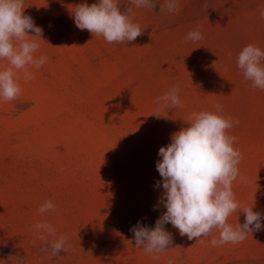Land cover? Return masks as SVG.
Masks as SVG:
<instances>
[{
	"label": "rangeland",
	"instance_id": "374dc122",
	"mask_svg": "<svg viewBox=\"0 0 264 264\" xmlns=\"http://www.w3.org/2000/svg\"><path fill=\"white\" fill-rule=\"evenodd\" d=\"M165 2L133 9L143 32L134 42L108 43L73 18L77 5L98 0H24L43 29L34 55L48 60L30 66L31 80L19 71L21 94L0 101V264H264V90L236 62L248 44L264 51V0H179L175 13L161 11ZM190 31L203 38L185 40ZM176 86L183 107L158 112L157 98ZM201 111L232 117L226 134L241 153L232 191L261 214L262 228L212 247L218 229L197 242L168 223L171 248L146 253L130 230L154 229L167 211L159 150ZM45 201L55 209L40 214ZM40 222L55 236L37 239ZM244 222L242 209L227 220ZM61 235L67 250L52 256Z\"/></svg>",
	"mask_w": 264,
	"mask_h": 264
},
{
	"label": "clouds",
	"instance_id": "9594fccd",
	"mask_svg": "<svg viewBox=\"0 0 264 264\" xmlns=\"http://www.w3.org/2000/svg\"><path fill=\"white\" fill-rule=\"evenodd\" d=\"M128 3L131 6L123 11L120 0H98L91 6L87 3L77 5L73 14L75 25L94 36L103 37L108 43L134 42L143 32L141 26L131 20L133 9L154 10L156 5L153 0H128ZM178 8L179 0H166L161 11L167 9L169 13H175ZM24 10V0H0V60L8 62L0 70V101L3 102L13 101L21 94L19 71L22 70L25 81L31 80L30 66L39 70L48 60L47 56L37 58L34 55L40 48L39 41H44L43 29L36 26ZM261 15L264 16V10ZM30 32L34 35H29ZM202 38L200 31H190L185 40L199 41ZM262 60L264 51L248 44L239 52L236 62L245 80L251 81L253 88L264 90ZM156 104L158 112L183 107L179 87H173L158 97ZM216 108L222 110L221 105ZM189 120L190 126L174 133L171 143L159 150L162 160L156 167L163 178L161 203L167 211L156 221L154 229L138 223L130 230L134 234L135 246L143 247L146 253L171 248L172 235L164 229L168 223L178 229L181 236L197 242L201 237L211 235L213 229H218L219 239L213 237L212 247L241 243L249 233L262 228L261 214L237 202L232 191L233 182L240 175L238 164L241 159V153L233 148L236 137L226 134V130L233 127L232 117L201 111L192 112ZM240 179L244 180L243 177ZM160 186L161 183L157 182V187ZM54 209L51 201H45L39 213ZM237 209H242L245 222L233 226L227 220ZM34 228L40 233L37 239L46 241L49 235L55 236V228L46 222L37 223ZM66 245L64 235L52 240L51 255L66 251ZM42 251L47 253L49 249L45 247Z\"/></svg>",
	"mask_w": 264,
	"mask_h": 264
}]
</instances>
